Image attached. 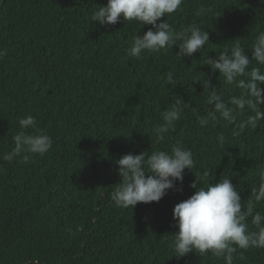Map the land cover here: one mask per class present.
Segmentation results:
<instances>
[{"label":"trees","instance_id":"16d2710c","mask_svg":"<svg viewBox=\"0 0 264 264\" xmlns=\"http://www.w3.org/2000/svg\"><path fill=\"white\" fill-rule=\"evenodd\" d=\"M106 3L3 0L0 6V157L14 147L18 120L27 115L53 139L43 156L0 159V264H29L33 258L39 264H224L211 254L172 255V209L193 194L190 183L208 169L210 183L229 177L245 205L259 183L264 120L233 136L234 125L220 120L201 127L197 116L210 107L207 78L226 102L241 94L203 64L225 46H251L264 31V0H184L161 20L175 31L205 27L210 41L191 58H180L173 45L140 59H129L125 50L152 26L91 22L93 11ZM169 71L181 85H166ZM177 95L188 107L175 130L157 142L153 129ZM260 107L264 111V103ZM220 133L227 137L224 149L216 143ZM180 139L196 162L183 181L159 202L114 206L110 194L121 182L115 160L129 152L170 151ZM255 210L264 213V203ZM233 264H264V249L238 252Z\"/></svg>","mask_w":264,"mask_h":264},{"label":"clouds","instance_id":"9594fccd","mask_svg":"<svg viewBox=\"0 0 264 264\" xmlns=\"http://www.w3.org/2000/svg\"><path fill=\"white\" fill-rule=\"evenodd\" d=\"M183 4L184 0H107L106 5L93 11L90 20L101 26L114 25L121 20L151 25L143 35L133 37L125 50L129 59H140L146 51L155 53L172 49L173 45L178 46L176 53L180 58H191L195 53L200 54L210 41L209 32L196 24L175 31L166 19L161 20ZM204 11L201 8L198 14ZM3 54L0 52V56ZM253 61L258 66H252ZM203 65H208L213 72L218 71L223 82L234 84L241 94L231 96L226 102L207 78L203 87L208 89L206 105L210 107L206 109V116H197L199 125L206 127L210 122L223 120L225 125H234L233 136L240 135L239 130L245 128L255 130L258 121L264 120V111L260 107L264 103V88L258 86L264 83V31L255 36L250 47L241 43L225 46L215 58H205ZM165 83L170 89L181 85L179 76L173 71L166 73ZM186 107L187 102L177 95L175 102L161 113L162 123L153 129L157 142L164 141L167 133L175 130ZM18 124L19 131L13 136L14 147L0 159L11 163L19 156L28 161L33 155L43 156L51 149L53 139L38 128L35 117L27 115L20 118ZM27 129L33 131L29 133ZM216 143L224 149L227 137L220 133ZM195 163L192 151L184 146L182 139L177 140L170 151L123 154L115 160L121 182L111 192V201L114 206L124 209H134L138 202H159L175 182L183 181L185 169L192 171ZM258 177L259 183L250 189L251 198L245 205L229 177L210 183V169L204 171L203 177L195 176L189 185L195 189L193 194L172 209L176 228L171 233L172 255L181 258L190 252L200 257L211 254L223 258L224 264H233L238 252L264 249V213L255 210L256 204L264 203V166L258 170ZM29 264H39V260L33 258Z\"/></svg>","mask_w":264,"mask_h":264},{"label":"water","instance_id":"95a60500","mask_svg":"<svg viewBox=\"0 0 264 264\" xmlns=\"http://www.w3.org/2000/svg\"><path fill=\"white\" fill-rule=\"evenodd\" d=\"M2 2H3V0H0V6H1Z\"/></svg>","mask_w":264,"mask_h":264}]
</instances>
